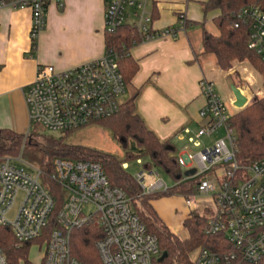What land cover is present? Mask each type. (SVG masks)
<instances>
[{
  "label": "built area",
  "instance_id": "2783aa9c",
  "mask_svg": "<svg viewBox=\"0 0 264 264\" xmlns=\"http://www.w3.org/2000/svg\"><path fill=\"white\" fill-rule=\"evenodd\" d=\"M50 1L0 0V8L32 9L31 39L36 48ZM57 1L63 5V0ZM105 1L106 31L130 26L141 34L142 42L161 36L176 37L185 31L184 16L179 17L174 27L153 28L149 0ZM234 17L236 28L248 26L249 47L264 60V8L248 6L234 13ZM117 59L115 51L106 50L100 59L67 70L39 66L24 94L30 127L41 125L50 134H60L116 115L127 97V85ZM200 87L206 100L200 111L205 122L189 141L202 149L193 155L178 154V160L184 172L196 169L191 176L184 174V179L206 174L222 165L215 178L202 180L190 198L208 195L214 199L216 206L205 231L210 235L224 233L233 249L215 252L202 247L194 252L192 264L257 263L264 259V159L253 161L244 169L240 167L236 134L228 124L229 106L213 80L202 78ZM233 107L236 108L234 103ZM218 130L224 131L223 137L209 145L202 143L203 137H210ZM24 143L19 155L0 157V223L10 226L20 243L42 236L58 201L44 185L43 171L23 163ZM53 166L52 178L60 186L63 201L56 214L58 227L51 231L43 248L42 264H82L72 255L71 232L92 222L104 231V237L96 243L102 264H153L160 254L157 237L147 231L127 193L111 185L100 162L58 157ZM240 170L244 172L240 174ZM134 177L142 195L166 192L172 187L156 168H144ZM20 194L22 198L15 210ZM85 204L93 205L94 212L86 215ZM12 211L15 215L9 220L7 215ZM0 264H9L1 248Z\"/></svg>",
  "mask_w": 264,
  "mask_h": 264
},
{
  "label": "trees",
  "instance_id": "16d2710c",
  "mask_svg": "<svg viewBox=\"0 0 264 264\" xmlns=\"http://www.w3.org/2000/svg\"><path fill=\"white\" fill-rule=\"evenodd\" d=\"M248 6L264 8V0H205L203 2L205 12L218 11L219 13L213 19L218 34L203 27V53L213 55L218 67L224 71L232 68L235 62L247 61L264 79V60L249 47L248 26L242 25L239 28L234 26L236 20L234 13ZM155 18L156 14L153 12V19ZM141 42V34L130 26L105 32L106 50L115 51L118 54V68L127 87H132L133 78L139 70V63L132 56L131 49ZM140 92V89H133L116 115L95 122L109 130L120 142L126 151L124 157L69 141L68 136L75 130H68L59 135L41 133V139L35 137L38 131L34 130L33 133H28L24 143L25 133L0 128V157L19 155L24 143L22 156L30 155L32 160H37L38 167L43 171L44 185L58 200L56 209L40 238L20 243L12 228L0 223V248L9 264H35L31 259V251L36 244L41 250L40 264H42L43 248L51 231L58 227L56 214L63 201L60 186L52 178L53 161L58 157L93 160L103 165L111 185L120 187L127 193L135 213L145 224L147 231L157 237L160 254L154 259L153 264H192L194 252L202 247L215 252L232 251V244L224 233L215 235L206 233L205 228L211 209L206 208L202 214H193L188 217L184 225L189 236L181 239L167 226L152 205V200L170 195L190 198L195 195L196 187L202 180L206 177L215 178L216 172L222 165L215 166L206 174L184 179L185 172L178 160V148L171 140L161 139L139 114L137 99ZM228 124L236 134L235 145L238 151L236 158L242 169L253 161L264 159V96L257 97L245 108L232 112ZM31 149L36 153L32 154ZM135 158H148L144 167L164 171L175 181V185L166 192L142 195L134 175L124 166L128 160ZM243 172L244 170H240V174ZM103 237L104 231L96 222L74 229L71 232L72 255L82 264H102L96 243ZM242 264H264V259L257 263L243 262Z\"/></svg>",
  "mask_w": 264,
  "mask_h": 264
},
{
  "label": "crops",
  "instance_id": "0c3cea01",
  "mask_svg": "<svg viewBox=\"0 0 264 264\" xmlns=\"http://www.w3.org/2000/svg\"><path fill=\"white\" fill-rule=\"evenodd\" d=\"M204 1L149 0L148 10L152 17L153 12L156 14L153 28L174 27L179 17L184 16L185 31L176 37L161 36L141 42L131 49L139 63L131 85L132 90H141L138 112L161 139L172 141L179 155L186 153L192 144L189 139L205 122L200 116L206 104L201 79L206 77L215 82L221 77L228 78L215 57L203 53V27L208 29L215 25L213 19L219 14L218 11L205 12ZM105 11V0H63L62 6L57 0H51L45 27L33 48L32 9L28 6L0 8V128L18 133L29 130L24 94L39 66L52 65L67 70L98 60L105 54ZM233 95L228 94L229 108L233 107ZM231 112L234 111L231 109ZM218 131L206 137L208 141L214 143L223 137ZM151 203L181 239L189 236L184 225L188 217L214 208L213 205L203 207L195 198L180 195L161 197Z\"/></svg>",
  "mask_w": 264,
  "mask_h": 264
},
{
  "label": "rangeland",
  "instance_id": "374dc122",
  "mask_svg": "<svg viewBox=\"0 0 264 264\" xmlns=\"http://www.w3.org/2000/svg\"><path fill=\"white\" fill-rule=\"evenodd\" d=\"M212 33L218 34V29L216 28V25H210L207 27ZM225 73L228 75V78H219L217 81H215L217 86V91L223 98L225 102H229L228 100V94H233L232 92V85H236L239 87L245 96L248 98V104L251 103L255 98L257 97H263L264 96V79L261 77V75L257 74V72L252 68V66L247 61L243 62H235L233 67L229 70H226ZM128 96L132 93L131 87H127ZM234 96V95H233ZM234 98V97H233ZM230 112L231 109L233 111L239 110L237 108H229ZM232 113V112H231ZM32 131L28 130L29 132H34V130L38 131L35 137L38 139H41L42 135L41 133L49 134L47 130L43 128V126L38 125L30 128ZM27 131V132H28ZM27 132L25 133V136L27 135ZM28 132V133H29ZM221 136H224V131L219 130ZM59 135V134H58ZM69 141L73 143H79L83 144L85 146L93 147L105 152L113 153L117 156L124 157L126 155L125 149L122 147L120 142L114 138L112 133L99 126L98 124L92 123L88 126H85L83 128L75 130L73 133H71L69 136ZM203 144H212L211 141H208L206 137H203L201 139ZM211 142V143H210ZM179 147V146H178ZM180 148V147H179ZM202 147H194L192 144L189 145L187 150L185 152L188 153V155H193L194 153L201 150ZM30 152L35 154V150H30ZM23 163H27L33 166L38 167L37 160H32V158L29 156H25L22 158ZM148 161V158H135L130 159L125 163L126 170L131 173L132 175L137 174L139 171L143 170L145 167V163ZM160 173V176L171 186L175 185V181L170 178L164 171L157 169ZM216 185H219V183L216 181ZM22 198V195L20 194L17 198V203L15 206V210L17 208L18 203L20 202ZM196 203L198 205L209 206L212 205L215 207V201L212 197L208 195H199L195 197ZM210 204V205H209ZM84 213L86 215H89L90 213L94 212L95 208L91 204H85L84 207ZM15 212L12 211L7 215V218L9 220H12L14 218ZM31 259L35 264H40L41 261V250L39 249L38 245H34L33 249L31 251Z\"/></svg>",
  "mask_w": 264,
  "mask_h": 264
},
{
  "label": "water",
  "instance_id": "95a60500",
  "mask_svg": "<svg viewBox=\"0 0 264 264\" xmlns=\"http://www.w3.org/2000/svg\"><path fill=\"white\" fill-rule=\"evenodd\" d=\"M235 100H234V106L237 109H243L248 105V98L243 94V91L237 87L236 85L231 86ZM196 173V169H190L185 171L186 176H191Z\"/></svg>",
  "mask_w": 264,
  "mask_h": 264
}]
</instances>
